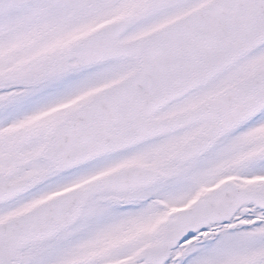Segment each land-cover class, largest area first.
Segmentation results:
<instances>
[{
    "label": "snow or ice",
    "instance_id": "snow-or-ice-1",
    "mask_svg": "<svg viewBox=\"0 0 264 264\" xmlns=\"http://www.w3.org/2000/svg\"><path fill=\"white\" fill-rule=\"evenodd\" d=\"M0 264H264V0H0Z\"/></svg>",
    "mask_w": 264,
    "mask_h": 264
}]
</instances>
